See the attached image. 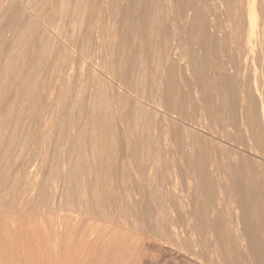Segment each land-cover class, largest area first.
I'll return each mask as SVG.
<instances>
[{
  "label": "rangeland",
  "instance_id": "rangeland-1",
  "mask_svg": "<svg viewBox=\"0 0 264 264\" xmlns=\"http://www.w3.org/2000/svg\"><path fill=\"white\" fill-rule=\"evenodd\" d=\"M56 1L58 0H0L2 2L0 3V264H37L38 262L50 264L46 261L49 250V253L52 251L55 253L56 261H59H54L53 264H98L100 260V264H264L262 258L264 242L257 247L254 240L256 223L264 222V204L257 198L259 189L255 190L251 186L244 185L246 188L242 191L246 190L247 193L243 192L241 198L236 189L239 190V187L242 189L243 185H238L236 188V185L235 187L231 185L229 175H223V182L225 184L229 182L230 187L227 188L230 193L225 197L226 200L224 198L221 202L217 201L222 190L221 186L219 188V183L210 180L212 168L207 166L208 163L204 162L201 155H195L192 159L194 161L187 160V156L179 151L182 139L173 134V130L168 133L167 141L162 142V149H159L148 137L156 132L155 127L165 114L162 109L150 106L144 100L157 87L156 76L154 73L149 74L152 69L159 72L157 65L160 64V58L156 48L155 26L151 27L153 30H150L151 34L145 36V32L140 34L144 21L140 19L139 24L136 23L135 30L139 33L136 40L140 46L138 45L134 55L137 54L138 58L135 61L134 56L132 62H125L126 68L123 66V70L126 74L134 64V60L135 67L139 66L137 68L140 70L145 66V69H142L147 70L146 75L144 74L145 79L143 78L145 82H141L137 95L125 92V101L127 100L128 103L122 102L124 107L120 102L121 108H125L124 112L128 108H134L131 103L133 104L136 99L144 106L147 105L145 110L148 112L145 113L146 116L142 115L141 119H144L143 125L148 127L143 126L144 130L143 133L140 131V136H136L137 134L132 137L125 136L117 131L116 117L110 113L108 118L103 116L105 119L103 118L101 125L109 129L111 125L109 122L113 121L114 125H111L113 135L102 145L101 140L104 141L102 132L99 136L97 130L91 129L95 133L89 130L91 126L87 124L86 103L80 102L79 106L74 107L75 105L70 103V97L75 91L73 88L78 86L77 80L75 83L74 81L80 71L78 68L82 62L83 50L95 49L98 54L99 50L102 52L103 49L100 45L104 46L103 42L107 44L105 41L107 39L109 44L113 38L112 42L116 45L120 44L116 39L125 42L124 38L120 39L122 37L120 35L126 33L121 17L129 0H124L123 9L119 8L121 10L118 11L115 22L109 20L111 16L113 19L116 17L114 11H111L113 10L111 7L114 6H110L114 3L113 0H81L73 3L69 0H59V4ZM31 7L42 16L45 11V17L48 19L52 15V19H49L52 25L55 24L52 27L58 32L61 31V35L67 33L70 25V41L77 45L78 50L77 53L75 48H71L69 59L68 57L64 59L69 77L62 90L61 100L52 107L53 116L48 121L47 129L42 136L37 133V129L40 126V115L46 105L47 86L55 79L60 63L56 62L55 69L51 71L47 67L53 63L54 46L57 48L60 40L53 38L52 33H48L49 30L47 31L49 36L46 33L45 39H41L43 24L41 18L28 14L31 13ZM150 10L152 15L149 23L155 25L156 5ZM49 11H53L51 15ZM70 12L73 13L74 18L68 25L71 20ZM31 17L35 19L32 20ZM114 32L119 37H116L117 35L114 37ZM154 41L155 44H152L151 42ZM100 52L98 55L103 56V52ZM137 59L140 60L137 62ZM124 60L127 61L126 56ZM66 62L69 64L67 65ZM162 71L164 77H167L166 75L170 77L166 72L168 70L162 69ZM31 72L39 77L40 80L35 78L39 80L38 83L37 80L32 83L26 80L25 74L27 76ZM129 77L127 73L126 79L129 80ZM142 90L144 91L141 93ZM40 99L44 100L40 101ZM130 99L133 100L129 103ZM252 101L259 105L256 99ZM256 105L252 110L257 114ZM79 109L81 112L78 111ZM78 112L81 115H78ZM152 112L156 113V116L154 114L151 116ZM67 113L73 115L76 113L80 117L79 122L77 121L78 126L71 124V119L66 117ZM166 115L174 119L171 115ZM111 116L115 120L110 118ZM153 117H156V122L152 121ZM239 118L241 124L247 123V118L244 119L242 116ZM256 121L259 124V120ZM257 123H254L255 129L259 128ZM86 124L89 126L87 130ZM99 127L98 130H102V127ZM188 128L193 130L192 133L195 131L204 133L203 130L193 126ZM89 132L91 134H88ZM245 132L247 137L242 134L244 140L241 139V143L221 141V144L245 155L253 165L256 161L264 159V141H261L264 137H261L262 139L251 137L253 135L250 129ZM76 136L78 140H75ZM191 138L193 139L192 136ZM246 141H252L253 146L245 148L248 146ZM76 142L78 145L75 144ZM194 162L198 164L191 165ZM201 164H205V167ZM148 165L150 170L147 169ZM247 170L250 172V169ZM233 174L235 177L238 176L237 173ZM242 201L249 204L251 210L249 214L242 210V206L240 207ZM36 255L40 257L38 256L37 259ZM79 255H82L81 258Z\"/></svg>",
  "mask_w": 264,
  "mask_h": 264
},
{
  "label": "bare ground",
  "instance_id": "bare-ground-1",
  "mask_svg": "<svg viewBox=\"0 0 264 264\" xmlns=\"http://www.w3.org/2000/svg\"><path fill=\"white\" fill-rule=\"evenodd\" d=\"M58 1H56V3ZM69 1L73 3V2H78L81 0H69ZM113 2H114L113 4L111 3L112 5H110V3L107 2L110 6H114V7H111V9L113 8V10L111 11H114V15L116 16L115 19H113V17L111 16L113 15L112 14L113 12H112L110 15L111 17L109 19L110 22H113L114 20H116L118 13H119L118 11L121 10L119 8H122L124 0H113ZM153 5H156V12H157L155 16V25H152L149 23L150 22L149 19L151 18L150 16L152 15V13L150 12L152 10L150 9H152ZM45 10L47 11L48 9H45ZM30 11L31 13H28V14L34 15L33 17L38 16L39 19L41 18L40 20L43 24V27H41V39H45L46 33L49 30L50 32L48 33L49 34L52 33L51 35L53 36V38L55 39L58 38L60 40L58 47L56 48L54 46L55 49L53 48L54 49L53 63L50 64L49 67H47L48 70L51 71L52 69L53 70L55 69L56 62L59 61L60 63V65L57 63V67L59 65V68L56 67L58 73L56 76H54L55 79L53 80V82L49 83L48 86H47V83L45 82V85L48 87V92L45 96L46 105L43 107L42 115L39 114L41 116V118L39 117L40 126L37 124V126H39V128L37 129L38 130L37 133L42 136V134H44L45 130L47 129L48 121L53 116L52 107L54 106L55 103L61 100L60 97H61L62 90L65 87L67 78L69 77L68 70H66L65 62H64L66 60L64 59H67V57L69 59V56H70L69 52L71 48L72 49L75 48V51L77 53H78V50H77V45L73 44L70 41L71 36L69 34L70 28H71L69 24L74 18L73 13L70 12L71 20L68 23L69 28L67 29L68 30L67 33L64 32L65 34L61 35L60 33L61 31L58 32V30L53 28L52 26L55 24L53 23L52 25L51 24L52 21L49 20L50 18L52 19V15L50 13L53 11L51 12L49 11V14L51 15L49 19L45 17L46 15L44 13L45 12L44 8H43V11H44L43 16L40 15L36 11V9L33 7L30 8ZM121 18H122L121 19L122 24L124 28L126 29V33L125 34L121 33L122 35L120 36L122 37L120 39L123 40L124 38L125 42L123 41L121 42L118 39H116L118 42H120V44L117 42L118 45H116L114 42H112V40L114 39L113 37H112L113 39L111 40L110 44L108 42V39L105 40L107 41L106 42L107 44L103 42L104 46L100 45L103 47V49L99 47V49H102L101 51L103 52V56L98 55L100 50L98 54L95 49L94 51L86 50V49L83 50V52L81 53L82 66L80 64L81 67L79 66L78 68V70L80 69V71L78 72L79 74L74 73V74H77L78 77L77 79H75V81L74 80L73 81L75 83L77 80L76 83L78 84V86L75 89L73 88V90L75 91H73L72 96L70 97V103L73 106L75 105L74 107H76V105H78L80 102L86 103L87 124L91 126L89 128V126H87L86 124V130L87 128H89V130L91 129L97 130L96 133L98 135L99 133L102 132V135H103L102 138L104 139V141L101 140L102 143L105 142L107 139L110 140V137L113 135V133H111L113 132L111 131V125L112 124L114 125V123H112L113 121L112 122L110 121L111 123L109 122V124H111L109 129L104 128L101 125L102 124L101 121H103V118H104L103 116H107L106 118H108V115H110V113H113L115 115L116 121H117L116 123L117 127L116 125L115 127L118 128L117 131L121 132L123 135L125 136L129 135L132 137L133 135L137 134L136 136H140L139 134L140 131L144 130L143 128V126H145L143 125L144 119L142 120L141 118H142V115L148 112L145 110L147 108L146 107L147 105L144 106V104H142L138 99H136L134 100L133 104L131 103V105H134V108L127 107L128 110L127 111L125 110L124 112L125 108H123L124 105L122 104V102H124L126 99L125 92H128L130 94L135 93L137 95L138 93L137 89L140 86L141 82L144 81L145 79L144 74L147 71V70H142L143 68L145 69V66L142 67L141 70L140 68H137L139 66L135 67L136 66L135 61H136V58L138 57H137V54L134 55V53L137 51V47L139 45L137 42L138 40L137 36L139 33L136 32L135 27L137 24H139L138 21L141 19L144 21L143 23L145 25L143 24L142 26L145 31L141 29L142 31H140V34L141 32L142 33L145 32L144 33L145 36H148L149 33L151 32L150 30H152L151 27L155 26V34L157 37L156 38V48L158 50L159 58H160V64L157 65L159 66V69H158L159 72H157V70L155 71V69L154 70L152 69V72L149 73V74L154 73V75L156 76L155 78H156L157 87H155L156 89L152 91L153 93H151L149 97H146L145 95L146 99L144 100L146 104L153 106L155 108H158V109H162L165 113L164 115L161 114L162 115L161 121L159 120L157 126L155 127L156 132L151 133V135L148 136L149 139L153 141L152 143H156L157 147H159L160 149L162 142L165 143V140L167 141L166 137L168 133L170 132V130L171 131L173 130L174 131V132L172 131L173 134L180 136V138L182 139L181 140L182 141L181 150L179 149V151L181 152L182 155L187 156L186 157V159L188 158L187 160H190L191 162V160L195 158L194 157L195 155L197 154L198 156L201 155V158L204 159V162L208 163L207 166L212 168L210 172L211 175L209 174L210 180L213 182L216 181L217 184L219 183L220 184L219 188L221 186L222 190L219 192L220 195L219 197H217L218 199L217 201L221 202L222 200H224L225 197H227V195H229L228 193H230L228 192L229 190L227 188L229 186V182L227 183L228 184L227 185L223 182L224 178L222 180L223 175L224 176L229 175V178H231L230 180L231 185H234V187L236 185V188L238 185H241V186L243 185L242 189H240L241 187H239V190L238 188L236 189L237 191H239L237 193H239V196H241V198L244 195L243 194L244 191L242 190L243 188H246L244 185H247L248 187L251 186L252 188H255V190L259 189V193H257V198H258V201L264 204V189L263 190L261 189V188H264V159L258 160V161L255 160L256 163L252 165L250 163V160L245 155L240 154L234 148L233 149H230V147L226 148L225 145L221 144V141H225V142L233 141L236 143H241V139H243L242 134L247 133L245 131L248 129H250L252 132L253 136L251 137H254V138L260 137L259 139H262L261 137H264V0H129L127 5H125L124 15ZM57 23L59 22L57 21ZM32 27H34L33 24H32ZM63 28L64 27H62V29ZM106 31L108 32V30ZM48 33H47V36H49ZM114 33L115 35L113 36L115 37L117 34L116 32ZM144 34H142V36ZM104 36L106 37V35ZM109 36L111 37L110 33H109ZM116 37H119V35H117ZM151 43L155 44V41ZM41 44H42V41H41ZM95 47H96V44H95ZM125 56H126L127 61L124 60ZM134 56H135V61L133 60L134 64L130 66L131 68L128 71H126V74L128 73L130 75L129 80H127L126 74L123 70V66L125 65L124 64L125 62H128V63L132 62V59H134ZM220 56H221V59H219ZM138 60L140 59H137V62ZM67 63L68 62H66V64ZM121 66H122V69H121ZM124 68L126 67L124 66ZM162 69L168 70L166 72L169 74L170 77H168V75H166L167 77H164L165 74H163ZM32 72L29 73L27 76L25 74L26 80L31 83L37 80L36 82L38 83L40 80L39 77H37L36 75H33ZM33 73L36 74L35 72ZM49 76H50V73H49ZM35 78H38L39 80ZM146 80H147V77H146ZM46 81H48L47 77H46ZM141 88L143 89L144 87H141ZM143 91L144 90H142L141 93ZM254 96L256 98L253 99ZM140 97L141 96H139V98ZM136 98H138V96ZM255 99H256V103L259 104L258 106L255 104L254 101H252ZM42 100L40 99V101ZM132 100L130 99L129 103ZM144 100L142 101L144 102ZM251 101L253 103H251ZM120 102L122 104L121 106H123L122 108L120 106ZM252 104H255L257 106L258 108L257 114L255 113V111L252 110V107L255 106V105L252 106ZM255 108L256 107H254V109ZM75 110L77 111L76 108ZM78 111H80V109ZM253 112L257 115V117L256 115H254ZM153 114L154 113L152 112L151 116ZM166 114L171 115L172 117H174V119L168 118ZM78 115H81V114L79 113ZM154 115L156 116V113ZM239 116L240 118L241 116L244 119L247 118L248 119L247 123L245 122L244 125L241 124L238 121ZM66 117H69L71 119V122H72L71 124H73V126L76 127L79 125L78 122H79L80 117H78L76 113L75 115L71 113H67ZM160 117L161 116H159V119ZM110 118H112V116ZM149 118L151 119L152 117H149ZM150 119L149 121H151ZM255 120H259V124L257 123V121L255 122ZM145 121L148 122L147 118H145ZM152 121L156 122L157 121L156 117H153ZM150 123L151 122H149V124ZM254 123H257L259 125V128H258V125H256L258 129L254 128L255 127ZM82 124L83 123H81L80 125L82 126ZM99 126L102 127V130H98L100 128ZM146 126L148 127V125ZM146 126L145 128H147ZM188 126H193L198 129H201L203 130L204 133L200 134V133H196V131L195 133H192L193 130L192 131L189 130ZM83 130H84V126H83ZM92 132L95 133V131H92ZM88 134H91V132H89ZM249 135L251 134L249 133ZM172 136L173 135H171V137ZM191 136L193 137V139L191 138ZM71 137L72 135H70V138ZM78 139L79 138L77 137V139L75 140H78ZM191 140L193 141L191 142ZM261 141H264V139H262ZM247 142L248 141H246V144ZM253 142H255L254 139H253ZM105 143H103L102 145H104ZM75 144H77V142ZM251 144H252V141H249L248 146H245V148L253 146V144L252 145ZM94 148L95 147L93 146V149ZM257 151L259 153V150ZM148 159L150 160L151 157ZM194 163L193 164L190 163V164L195 165V166H196V163L198 164V162H194ZM149 165L147 169H149ZM202 167H205V164H203ZM247 169H250V172ZM233 173H237L238 176L236 175L237 177H235ZM231 189H232V186H231ZM245 192L247 193L246 190ZM221 193H223V195ZM245 201H242L243 204L240 205V207L242 206V210H244L246 214H249L251 212L250 206H248L249 204L246 203ZM255 229H256V237H254L255 238L254 240H255L256 246L259 247V244L261 242H264V222L256 223ZM238 245H239V242L237 243L236 246L238 247ZM49 251H48V254L46 255L47 256L46 261H49L48 263L50 264H53L52 262L54 261L59 262V261H56L57 259H56L55 253L53 251L52 253H49ZM260 254L262 255V253ZM38 256L36 255L35 257L37 258ZM81 256L79 255V258H81ZM262 258H264V254ZM34 262L35 261H33V263ZM99 262H101V260L98 261V264H100ZM37 264H39V262Z\"/></svg>",
  "mask_w": 264,
  "mask_h": 264
}]
</instances>
